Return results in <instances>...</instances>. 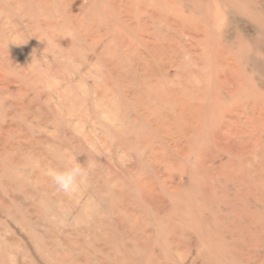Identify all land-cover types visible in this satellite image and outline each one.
Wrapping results in <instances>:
<instances>
[{
    "label": "rangeland",
    "instance_id": "1",
    "mask_svg": "<svg viewBox=\"0 0 264 264\" xmlns=\"http://www.w3.org/2000/svg\"><path fill=\"white\" fill-rule=\"evenodd\" d=\"M0 264H264V0H0Z\"/></svg>",
    "mask_w": 264,
    "mask_h": 264
},
{
    "label": "clouds",
    "instance_id": "2",
    "mask_svg": "<svg viewBox=\"0 0 264 264\" xmlns=\"http://www.w3.org/2000/svg\"><path fill=\"white\" fill-rule=\"evenodd\" d=\"M49 175L60 191L71 195L77 191L87 172L79 165L73 164L64 170H50Z\"/></svg>",
    "mask_w": 264,
    "mask_h": 264
}]
</instances>
